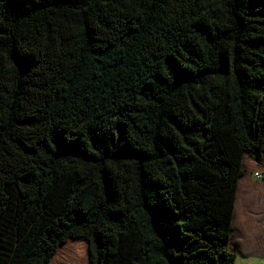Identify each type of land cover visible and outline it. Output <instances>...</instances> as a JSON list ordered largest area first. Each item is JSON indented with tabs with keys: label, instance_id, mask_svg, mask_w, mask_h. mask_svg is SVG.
I'll return each mask as SVG.
<instances>
[{
	"label": "trees",
	"instance_id": "1",
	"mask_svg": "<svg viewBox=\"0 0 264 264\" xmlns=\"http://www.w3.org/2000/svg\"><path fill=\"white\" fill-rule=\"evenodd\" d=\"M264 154V0H0V264H237Z\"/></svg>",
	"mask_w": 264,
	"mask_h": 264
},
{
	"label": "crops",
	"instance_id": "2",
	"mask_svg": "<svg viewBox=\"0 0 264 264\" xmlns=\"http://www.w3.org/2000/svg\"><path fill=\"white\" fill-rule=\"evenodd\" d=\"M247 154L243 162L245 175L239 182L233 232L228 250L237 251L245 256L260 253V257L264 258V181L255 178V173L264 174V154L262 164L257 163L253 155ZM247 207H253V213L249 212ZM259 217L263 222L262 226ZM251 223L255 224V228H250Z\"/></svg>",
	"mask_w": 264,
	"mask_h": 264
},
{
	"label": "rangeland",
	"instance_id": "3",
	"mask_svg": "<svg viewBox=\"0 0 264 264\" xmlns=\"http://www.w3.org/2000/svg\"><path fill=\"white\" fill-rule=\"evenodd\" d=\"M250 155V154H247V156ZM255 159V158H254ZM256 161V160H255ZM257 162V161H256ZM258 163V162H257ZM257 175H264L263 173H255V178L258 180V176ZM259 181H264V180H259ZM244 205L246 206V203L244 202ZM241 209V207H240ZM239 209V211H240ZM247 210L251 213H253V207H250L248 208L247 207ZM261 215V214H259ZM260 219V225L262 226V220L261 218L259 217ZM250 228H255V224L251 223L250 225ZM260 233V232H259ZM78 244H80V246L84 247L85 249H87V254L89 253V247H88V243L84 240H82V242H79ZM78 244H76V242H73V241H69L68 243H66L65 245L61 246L58 250V256L56 257V264H77V263H74V262H69V261H66L64 260V257L65 255L63 254V250L66 246H77ZM233 248V247H232ZM232 252H234L237 256V264H264V258H261L260 256V253L257 255H253V256H245V255H242L241 253L237 252V251H234L232 250ZM89 258V257H88ZM90 264V261H88ZM86 264V263H85Z\"/></svg>",
	"mask_w": 264,
	"mask_h": 264
},
{
	"label": "bare ground",
	"instance_id": "4",
	"mask_svg": "<svg viewBox=\"0 0 264 264\" xmlns=\"http://www.w3.org/2000/svg\"><path fill=\"white\" fill-rule=\"evenodd\" d=\"M73 242H76L78 244L79 242H82V240H71ZM57 252V256H58ZM63 254L65 255L64 260L69 261V262H74L77 264H88L89 262V253L87 254V249L84 247L80 246L78 244L77 246H66L63 250ZM54 256L52 258L51 264H56V257Z\"/></svg>",
	"mask_w": 264,
	"mask_h": 264
},
{
	"label": "built area",
	"instance_id": "5",
	"mask_svg": "<svg viewBox=\"0 0 264 264\" xmlns=\"http://www.w3.org/2000/svg\"><path fill=\"white\" fill-rule=\"evenodd\" d=\"M258 176V179H260V180H263L264 179V176L262 175H257Z\"/></svg>",
	"mask_w": 264,
	"mask_h": 264
},
{
	"label": "clouds",
	"instance_id": "6",
	"mask_svg": "<svg viewBox=\"0 0 264 264\" xmlns=\"http://www.w3.org/2000/svg\"><path fill=\"white\" fill-rule=\"evenodd\" d=\"M264 176V175H263ZM258 180H260V179H258ZM264 180V179H263Z\"/></svg>",
	"mask_w": 264,
	"mask_h": 264
}]
</instances>
